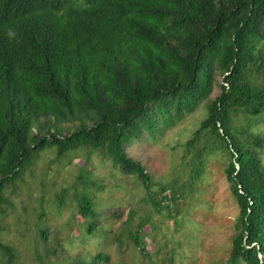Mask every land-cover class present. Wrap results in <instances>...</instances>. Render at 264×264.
<instances>
[{"label":"trees","instance_id":"trees-1","mask_svg":"<svg viewBox=\"0 0 264 264\" xmlns=\"http://www.w3.org/2000/svg\"><path fill=\"white\" fill-rule=\"evenodd\" d=\"M204 103L184 145L198 162L205 152L228 156L240 209L228 264H264V131L256 130L264 122V0H0V205L7 184L52 146L58 159L92 147L151 190L128 146ZM190 186L151 200L168 209L164 201ZM82 192L79 214L94 219L83 226L94 234L93 199ZM147 218L131 232L143 256ZM18 257L0 240V261ZM109 260L98 253L70 264Z\"/></svg>","mask_w":264,"mask_h":264},{"label":"rangeland","instance_id":"rangeland-1","mask_svg":"<svg viewBox=\"0 0 264 264\" xmlns=\"http://www.w3.org/2000/svg\"><path fill=\"white\" fill-rule=\"evenodd\" d=\"M204 106L156 137L144 135L128 146L129 155L150 174L151 190L88 146L70 150L61 159L56 147H48L27 163L20 177L7 184L0 205V240L18 250L15 263L70 264L104 253L110 260L101 264H228L240 212L225 174L228 156L205 152L198 162L195 150L184 145L205 117ZM256 130L264 131V122ZM189 182L177 202L164 201L168 209L154 206L153 195L170 196L171 187L183 190ZM163 186L168 189L162 193ZM84 188L97 216L94 234L83 227L94 219L79 214L78 196ZM64 197L66 204L59 205ZM141 217H149L145 256L131 237ZM55 250L56 255L50 252Z\"/></svg>","mask_w":264,"mask_h":264}]
</instances>
